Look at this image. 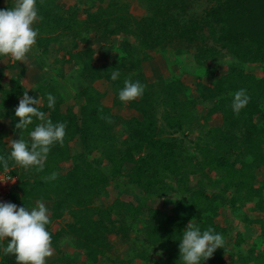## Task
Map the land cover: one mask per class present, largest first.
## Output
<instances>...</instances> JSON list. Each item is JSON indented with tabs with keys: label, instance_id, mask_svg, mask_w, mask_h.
<instances>
[{
	"label": "trees",
	"instance_id": "1",
	"mask_svg": "<svg viewBox=\"0 0 264 264\" xmlns=\"http://www.w3.org/2000/svg\"><path fill=\"white\" fill-rule=\"evenodd\" d=\"M78 1L37 0L33 50L24 61L0 57V156L9 157L10 135L27 140L39 122L15 128L25 91L67 124L43 171L10 159L0 168L17 179L7 202L49 210L61 256L47 264H181L190 222L226 239L204 264H264V0ZM159 56L165 66L150 80L145 67ZM124 79L143 83V95L122 103ZM241 88L250 101L237 116L230 104ZM228 211L236 225L219 221ZM112 237L127 248L118 252ZM0 264L15 257L0 250Z\"/></svg>",
	"mask_w": 264,
	"mask_h": 264
},
{
	"label": "clouds",
	"instance_id": "2",
	"mask_svg": "<svg viewBox=\"0 0 264 264\" xmlns=\"http://www.w3.org/2000/svg\"><path fill=\"white\" fill-rule=\"evenodd\" d=\"M42 19L37 0H14L13 7L0 9V57L24 61L37 43L39 30L35 25ZM120 75L119 70L111 73L113 80L119 79ZM144 91L145 85L139 80L124 79L118 99L122 103L132 102ZM249 101L246 89L237 90L230 104L233 114L238 116ZM39 103L40 98L29 96L27 91L19 100L15 109L19 122L15 123V128L21 132L28 130L34 120L39 122L28 132L27 140L20 137L10 141L9 157L0 156V168L3 170L9 169L10 159L15 166L27 171H43L51 149L64 143L66 122L53 123L44 111L39 110ZM55 103L56 98L48 94L47 107L53 109ZM57 175L53 172L47 179L55 180ZM48 211L43 201H37L32 208L0 202V242L7 240V246L0 250L5 255H13L16 264H47L46 258L52 256V235L47 228L50 223ZM9 237L10 240L7 239ZM179 242L181 264H204L226 245L222 233L211 227L202 230L192 222L182 231Z\"/></svg>",
	"mask_w": 264,
	"mask_h": 264
},
{
	"label": "rangeland",
	"instance_id": "3",
	"mask_svg": "<svg viewBox=\"0 0 264 264\" xmlns=\"http://www.w3.org/2000/svg\"><path fill=\"white\" fill-rule=\"evenodd\" d=\"M78 2H80V0L78 1ZM133 3V7H132V10L135 12V13H137V14H139V15H142V14H144V8L143 7H141V5H139L138 3H136L135 1H133L132 2ZM165 66V64H164V61L161 59V57L159 56V57H157L152 63H150V65L149 66H146L145 67V71H146V74H147V76H148V78L150 79V80H153V79H156V77L157 76H159L161 73H160V71H161V68L162 67H164ZM228 71V68H227V66H224V67H222V73H224V72H227ZM221 73V74H222ZM190 79V78H189ZM29 87V86H28ZM102 89V88H101ZM104 93H105V95H106V99L104 100V103L106 104V105H111V102H110V99L113 97V95H114V93H115V91L112 89V87L109 85V86H107L106 88H105V86H104V88H103V90H102ZM124 114H126V115H131V113L130 112H123ZM210 125L211 126H214V127H219V126H221L222 125V120L220 119V118H216V119H214L213 121H211V123H210ZM4 126V128L5 127H7L8 125L7 124H4L3 125ZM13 139H12V137H10V139H7V141H8V143H10V141H12ZM219 221L222 223L223 221H226V222H233V224H237L238 223V221L236 220V218H235V215L234 214H231L229 211L228 212H226L223 216H221L220 218H219ZM56 228H57V225L55 226ZM256 231V228L254 229H252V233H254ZM112 241H113V243L115 244L114 246H115V249L118 251V252H121V251H123L125 248H127V247H125V246H123L120 242H119V240L116 238V237H112V239H111ZM75 249H73L72 248V246H71V244H69V243H65V244H63L62 246H61V251H62V254L63 255H66V256H68V254L69 253H71V252H73ZM52 256L51 257H48V258H46L47 259V261H51V262H53V261H55V260H57L60 256H61V254L60 253H58L55 249H53L52 248ZM138 264H143V263H138Z\"/></svg>",
	"mask_w": 264,
	"mask_h": 264
},
{
	"label": "built area",
	"instance_id": "4",
	"mask_svg": "<svg viewBox=\"0 0 264 264\" xmlns=\"http://www.w3.org/2000/svg\"><path fill=\"white\" fill-rule=\"evenodd\" d=\"M16 179L9 178L6 173L0 176V202H7L8 194Z\"/></svg>",
	"mask_w": 264,
	"mask_h": 264
},
{
	"label": "crops",
	"instance_id": "5",
	"mask_svg": "<svg viewBox=\"0 0 264 264\" xmlns=\"http://www.w3.org/2000/svg\"><path fill=\"white\" fill-rule=\"evenodd\" d=\"M10 137H12V136L10 135ZM10 137L8 139H10ZM14 138H15V136L12 137L13 140H14Z\"/></svg>",
	"mask_w": 264,
	"mask_h": 264
}]
</instances>
